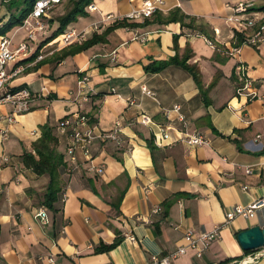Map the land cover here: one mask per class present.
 <instances>
[{
  "label": "crops",
  "instance_id": "0c3cea01",
  "mask_svg": "<svg viewBox=\"0 0 264 264\" xmlns=\"http://www.w3.org/2000/svg\"><path fill=\"white\" fill-rule=\"evenodd\" d=\"M144 1L94 0L98 11L86 8L87 16L72 24L71 31L85 33L84 38L64 46L62 37L70 31L52 38L59 19L72 8L71 1L64 0L57 6L59 14L51 12L43 19L48 28L35 37L39 42H31V51L8 66V72L23 69L12 79V88L28 87L36 94L46 90L49 98L37 99L30 112L18 115L0 106V264H148L153 256L186 245L188 231L210 232L219 226L220 238L201 258L189 249L173 264H240L248 257L252 264H264L261 250L247 254L238 242L240 232L264 226V208L250 220L226 219L234 207L264 199V102L237 96L235 87L236 64L243 61L264 95V42L259 47L242 45L232 58L211 48L200 31L203 26L219 45L231 43L233 33L225 19L233 12L227 5L253 1L259 7L264 0H164L150 19L129 22L134 26L117 28L106 42L76 55L54 58L113 26L95 29L104 15H128ZM1 4L0 27L11 16L3 0ZM176 9L194 20L193 27H188L190 20L185 25L158 20L157 14L167 18ZM250 14L264 21V12ZM23 31L29 34L27 27H16L0 40L10 38L14 50ZM252 34L248 30L247 36ZM177 56L190 57L187 64L199 68L202 89L180 66L159 73L146 70ZM81 73L89 76L92 91L90 102L79 107L70 93H76ZM177 105L185 125L173 110ZM78 111L92 118L97 132L112 131L121 120L124 144L93 145V164L104 169L100 175H61L62 192L53 210L47 208L51 224L43 227L35 214L45 207L50 177L26 167L23 155L34 153L42 127L56 128ZM142 115L150 117V125L138 122ZM167 128L169 139L158 145L157 137ZM184 131L200 133L209 143L190 147L180 141ZM60 140L59 150L65 153L66 139ZM156 208L162 212L154 213ZM129 233L137 243L126 239ZM117 240L113 249L99 251ZM51 257L53 262L48 261Z\"/></svg>",
  "mask_w": 264,
  "mask_h": 264
},
{
  "label": "built area",
  "instance_id": "2783aa9c",
  "mask_svg": "<svg viewBox=\"0 0 264 264\" xmlns=\"http://www.w3.org/2000/svg\"><path fill=\"white\" fill-rule=\"evenodd\" d=\"M10 0H3L4 3H8ZM64 0H37L34 4V8L28 18L24 21L23 26L29 30L28 42L22 43L16 49H12V40L8 37H3L0 40V106H9L13 110L12 115L28 113L32 110L33 102L37 99L46 96V90H43L41 94L32 93L28 87L12 88L10 83L12 79L22 73L23 69L16 67L8 72L9 65L15 64L21 57H25L31 51V42L33 43L37 34L47 30V26L44 24L43 19L47 18L49 13ZM164 5V0H145L142 6L125 16H114L112 14L104 15L99 25H95V29L98 30L103 24H114L116 22L128 21H142L150 19L153 15L161 9ZM256 4L251 2H241L236 5H227L233 12V15L225 19L226 25L231 29L233 38L231 43H221L207 38L205 39L208 45L221 54L229 57H237L240 54L242 45H251L259 47L264 42V21L257 19L255 15H251V10ZM89 12H97V6L91 4L87 7ZM248 14V15H245ZM248 30H252L251 37L247 36V41L240 46L235 45V34L242 33L246 35ZM215 37L220 35L218 29H214ZM85 33H77L76 30H72L69 33H65L62 37L61 43L64 46L72 44L76 40H82ZM39 60L43 59V56L38 57ZM235 87L236 95L246 98L249 102L254 100H261L264 102V95H261L258 88L255 86V81L249 75V67L243 62L238 61L235 68ZM89 76L81 73L78 80V89L76 93L71 92L70 97L77 106L82 107L83 104L90 102L91 89L89 88ZM143 91L150 95L151 93L143 88ZM45 94V95H44ZM174 111L179 113L178 120L185 125L186 117L181 113V107L175 106ZM9 123L15 121L14 116L8 118ZM138 122L144 126H148L151 123L150 117L142 115ZM163 131L162 137H157L156 143L162 145L163 141L169 139L168 131ZM57 131L60 136L66 138L65 145V159L67 163V173L69 175L77 172L85 171L87 174L100 175L103 173V167L93 164L92 147L98 141L104 144L114 143L118 147L124 144L123 126L121 120L115 123V127L112 131L97 132V125L92 121V118L85 112H75L68 117L62 119L57 125ZM180 141L190 147H202L209 142L203 135L197 132L189 133L188 131L180 132ZM6 137V134H2ZM247 174H251V169L246 170ZM247 189V187L245 188ZM66 195L63 194V201H65ZM264 208V199H259L252 204L243 207L236 206L226 213L227 223L234 221L236 218H243L246 220L253 219L260 209ZM154 213L159 214L162 209L156 208ZM35 219L41 226L46 227L51 224V218L49 211L45 207H41L35 214ZM219 226L213 231L196 233L194 231H188L183 239L186 245L179 247L176 251L166 256H153L148 264H173V261L186 254L187 250L192 249L196 252L198 258H201L205 251L208 250L210 244L220 238L221 229ZM126 239L131 243H137L135 235L129 233L126 235ZM260 255L264 256V247L260 251ZM49 262H53L52 257L48 259ZM240 264H252L250 257L241 261Z\"/></svg>",
  "mask_w": 264,
  "mask_h": 264
},
{
  "label": "trees",
  "instance_id": "16d2710c",
  "mask_svg": "<svg viewBox=\"0 0 264 264\" xmlns=\"http://www.w3.org/2000/svg\"><path fill=\"white\" fill-rule=\"evenodd\" d=\"M36 1L37 0H10L8 3L3 2L7 5L11 16L9 20L0 27V37L7 35L16 27H22L24 21L31 14ZM93 1L94 0H73L71 10L59 19V23L61 26L54 33L52 38L62 35L66 29L65 27L68 24L75 23L79 18L87 16L86 8L91 5ZM251 11L264 12V5H261L259 7H257L256 5L252 8ZM157 16L158 20L164 24L179 22L182 25H185L186 21L190 20L191 22L189 23L188 27H193L194 23V20L190 16L184 14L180 9L172 11L167 18H163L161 14H157ZM128 26L134 25H132L128 21L116 22L113 26L106 29L102 34H94V36L90 40L84 41L82 44H73L57 53L54 58L56 60H63L64 58L76 55L93 45L104 43L107 40V36L112 31L117 28ZM200 31L205 34L204 36H206L207 38H211L209 32L203 26L200 27ZM247 32L246 35L238 32L235 34L236 46H240L247 41ZM36 57L37 55L35 54L32 58H30V60H33ZM189 58L190 57H186L183 60H180V58L177 56L170 59L169 61L151 64L146 67V70L152 73H159L170 65L180 66L192 75L199 88L202 89L203 87L201 85V74L199 68L195 65L187 64ZM41 131V137L34 144V153H25L23 155V161L25 166L32 169L35 174L39 176L48 175L50 177V183L45 197L44 206L50 210H53V205L57 201L59 193L62 192L61 175L67 173V163L65 159V153H62L59 150V147L63 143L60 140V135L57 131V127L53 128L49 125H45L44 127H42ZM64 144L66 145V141ZM119 242L120 241L117 240L112 245H103L99 251H109L113 249L117 244H119ZM246 253L250 254L252 253V251Z\"/></svg>",
  "mask_w": 264,
  "mask_h": 264
},
{
  "label": "water",
  "instance_id": "95a60500",
  "mask_svg": "<svg viewBox=\"0 0 264 264\" xmlns=\"http://www.w3.org/2000/svg\"><path fill=\"white\" fill-rule=\"evenodd\" d=\"M238 242L245 252L261 250L264 247V226H255L240 232Z\"/></svg>",
  "mask_w": 264,
  "mask_h": 264
},
{
  "label": "rangeland",
  "instance_id": "374dc122",
  "mask_svg": "<svg viewBox=\"0 0 264 264\" xmlns=\"http://www.w3.org/2000/svg\"><path fill=\"white\" fill-rule=\"evenodd\" d=\"M71 1V4H72V1L73 0H70ZM2 0H1V2H0V9L1 8H3V6H2ZM4 4V3H3ZM4 6H7L6 4H4ZM61 10V8L59 9L58 7L57 8H54L51 12H52V15H54V16H56L57 14H59V11ZM65 11V10H64ZM50 12V13H51ZM49 13V14H50ZM48 17H49V15H48ZM60 24V23H59ZM72 24L73 23H71V24H68L65 28V30H68V31H71V28H72ZM61 26V25H60ZM59 26V27H60ZM29 32V31H28ZM41 35V34H40ZM28 36H29V34L26 32V31H23V32H21L20 33V35H19V38L21 37V42H19V43H17V45L16 46H19V45H21L22 43H25V42H28ZM34 42H39V40L36 38L35 40H34Z\"/></svg>",
  "mask_w": 264,
  "mask_h": 264
}]
</instances>
